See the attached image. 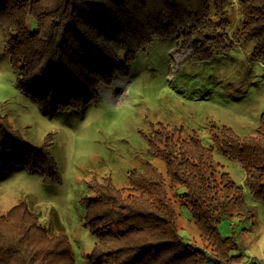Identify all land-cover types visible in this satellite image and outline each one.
I'll use <instances>...</instances> for the list:
<instances>
[{
	"label": "trees",
	"instance_id": "1",
	"mask_svg": "<svg viewBox=\"0 0 264 264\" xmlns=\"http://www.w3.org/2000/svg\"><path fill=\"white\" fill-rule=\"evenodd\" d=\"M241 7L239 39L254 40V54L264 63V0H241ZM224 10L223 0H0V24L12 30L7 46L20 73V88L35 97L42 110L62 112L98 97L97 86L111 83L116 74L126 76L124 63L156 36L188 26L202 39L200 47L218 41L227 26L223 27L224 20L221 26L216 24ZM27 15L36 22L32 31ZM206 25L216 29L208 39L202 30ZM152 130L151 150L164 159L168 180L146 163L144 169L129 173L123 188L110 179L97 185L96 195L86 201V224L95 238L89 263L237 264L242 258L232 254L237 248L234 238L222 237L217 226L228 217L229 206L241 199L242 186L227 172L217 171L212 150L241 164L245 184L264 203V112L254 134L239 136L223 125L208 147L195 134L175 138L174 131L162 124ZM13 165L57 174L46 150L26 145L0 116V172ZM179 186L185 188L181 204L191 213L202 247L180 234L170 195ZM255 263L264 264H248ZM0 264L74 260L65 234H49L36 215L18 204L0 214Z\"/></svg>",
	"mask_w": 264,
	"mask_h": 264
},
{
	"label": "rangeland",
	"instance_id": "2",
	"mask_svg": "<svg viewBox=\"0 0 264 264\" xmlns=\"http://www.w3.org/2000/svg\"><path fill=\"white\" fill-rule=\"evenodd\" d=\"M223 8V19L216 24L224 20L227 26L224 32L218 27V41L200 47L202 39L188 26L156 36L124 63L126 76L116 74L111 83L97 86L98 97L62 112L42 110L20 88V73L7 46L12 30L0 24V116L26 145L46 150L57 170L54 176L13 165L0 172V214L22 204L49 234H65L74 264H90L95 238L86 224V201L96 195L97 185L110 179L123 188L129 173L146 163L168 180L164 159L151 150L153 128L168 126L175 138L195 134L206 147L214 145L212 135L223 125L239 136L254 134L264 112V63L254 54V40L239 39L241 0H223ZM26 25L34 29L32 16H26ZM202 30L206 39L216 31L207 25ZM119 60L124 62L122 55ZM212 155L217 171L242 186L241 199L218 223L219 234L234 238L232 254L242 258L237 264L264 263V203L251 194L236 159L216 148ZM184 190L179 186L170 194L180 234L202 247L191 213L181 204Z\"/></svg>",
	"mask_w": 264,
	"mask_h": 264
}]
</instances>
